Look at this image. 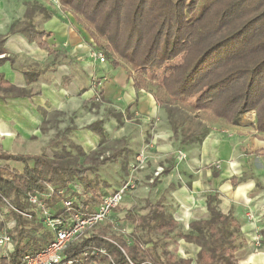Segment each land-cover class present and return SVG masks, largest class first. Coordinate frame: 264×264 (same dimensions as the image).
Returning <instances> with one entry per match:
<instances>
[{"label":"trees","instance_id":"1","mask_svg":"<svg viewBox=\"0 0 264 264\" xmlns=\"http://www.w3.org/2000/svg\"><path fill=\"white\" fill-rule=\"evenodd\" d=\"M59 1L64 9L85 23L95 47L103 52L106 60H111L116 67L122 62L126 65L137 90L153 95L160 108L172 115L179 114V118L171 117L168 121L174 138L180 144L203 143L210 134L208 126L202 122L203 118L238 124L250 112L256 113V130L264 134V0H196L197 9L190 17H185L180 11L178 0ZM26 29L31 41L43 49L48 48L44 39L51 34L29 27ZM5 41L0 36V56L5 54ZM179 59L182 74L174 77L170 84L174 96L170 97L162 85L154 83L156 90L152 89V79L147 80L143 70L153 68L155 63H160L159 60L175 62ZM6 61V58H1L0 66ZM165 73L168 76L167 71ZM25 76L28 84L35 81V75L25 73ZM200 86H204L207 97L202 109L181 100ZM0 91L10 97H32L30 91L16 88L1 75ZM194 112L201 114L192 115ZM117 116L120 120L121 114ZM86 128L101 138L107 136L102 122L92 123ZM107 160L111 161L106 159L100 164ZM2 162L20 163L22 169ZM90 171L89 168L70 165L68 156L58 152L55 160L45 153L0 152V216L8 207L18 233L8 256L0 257V264H26L24 257L27 254L41 251L54 239V232L45 225L42 214L40 220L34 218V212L39 211L30 204V194L46 195L49 186L52 187L54 193L41 198V201L53 217H61L65 215L66 208L59 207L65 200L59 191L67 189L69 199H81L79 194L70 190V186L76 183L83 189L84 205L97 208L105 195H101L102 186L98 181L89 178ZM214 176H218L217 172ZM220 203L218 193L207 195L209 217L191 222V232L185 234L182 225L166 212L164 200L154 202L148 199L146 214L133 217L128 213L136 223L135 229L143 231V236L135 239L134 245H129L121 237L113 238L115 245L100 232H92L69 247L65 255L71 257L84 249L104 248L111 259L99 255L84 258L81 264H130L128 258L134 264H239L237 252L245 244L241 224L232 215H224L220 211ZM74 207L78 208L76 204ZM29 208L33 211L28 212ZM15 209L29 213L32 219L18 214ZM117 211L120 209L115 213ZM27 223L33 227L32 231L42 230L43 234L40 237L28 235ZM157 234L162 238L185 240L197 245L200 250L196 259L183 260L175 254L166 257V252L159 250L162 239H156ZM11 238L15 240L12 235ZM262 238L264 230L260 236L261 243L264 241ZM149 244L151 246H147Z\"/></svg>","mask_w":264,"mask_h":264},{"label":"crops","instance_id":"2","mask_svg":"<svg viewBox=\"0 0 264 264\" xmlns=\"http://www.w3.org/2000/svg\"><path fill=\"white\" fill-rule=\"evenodd\" d=\"M47 7L41 6L34 11L31 21L24 25L25 4L13 8L0 6V36L6 40L5 54L0 59L7 60L0 66V75L16 88L32 94V97L26 98L10 97L6 93L0 96V137L6 138L4 144L10 146L19 135L27 138L38 135L45 112H62L73 115L74 126L87 132L85 136H89V145H94L92 137L99 135L88 130V125L102 122L109 138L122 139L129 136L124 127L130 123L129 120H134V137L127 138L132 141L129 148L134 147V154H139L144 148L153 160L160 161L176 154L179 148L173 131L154 96L135 88L126 66L120 64L116 67L109 59L100 63L94 58L93 53L98 51L96 43L80 18L69 11H51ZM26 25L35 31L51 34L44 39L47 49L29 39ZM12 29L15 30L12 32ZM25 73L35 75V81L28 84ZM106 79L109 81L106 82ZM98 96L101 101H98ZM123 112L130 117L121 116L118 120L117 114ZM220 125L233 133L225 137L212 132L200 149H190L191 153L197 151L200 154L196 160L191 158L198 165L196 168L199 165L208 166L205 176H198L190 190L171 186L170 200L179 206L174 219L189 226L193 221L207 219L206 192L213 190L219 194L220 211L224 215H232L241 224L245 244L237 252L239 264H264V241L259 248L255 245L264 230V185L260 193L255 194L256 175L244 178V171L250 162L234 138L235 131L248 133L253 126L241 127L225 122ZM253 125L256 129V118ZM256 133L259 132L256 130ZM248 137H244L243 141ZM258 142L264 145V139L260 137ZM217 162L221 171L213 169ZM14 165L13 168L22 169L20 163ZM179 167H188L189 172L198 175L193 165L182 164ZM172 172H168L171 181ZM214 172H217V177Z\"/></svg>","mask_w":264,"mask_h":264},{"label":"rangeland","instance_id":"3","mask_svg":"<svg viewBox=\"0 0 264 264\" xmlns=\"http://www.w3.org/2000/svg\"><path fill=\"white\" fill-rule=\"evenodd\" d=\"M178 1L179 9L185 17L192 16L193 12H195L197 9L198 3L196 0H187L186 3H182V0ZM19 4H25L27 7L25 15L26 21H23L24 25L31 21L30 19H32L31 17L33 12L41 6L47 5V8L51 11H69L62 7L59 0H0V6H4L5 8H13V6H18ZM84 27L87 29L85 23ZM180 60L181 59L175 62H164L159 60L158 62L160 63H155L153 68L146 69V71L143 70L147 80H149V76L152 77V80L150 81L154 86H151V88L156 90L155 84L162 85L170 94V97H173L174 92L170 88V84L172 83L174 77L181 76L182 74ZM121 65L126 66L123 62ZM166 71L168 76H166ZM108 81L109 80L106 79V82ZM194 90L195 91L181 98V100L196 106L198 109H202L207 98L205 94V88L204 86H200ZM3 94L5 95V92L0 91V96H3ZM161 109V112L165 115L167 121L170 120L171 117L179 118L178 113L172 115L168 110L163 108ZM191 114L199 115L201 113L194 112ZM72 116L73 115L68 116V114L62 112H56L54 114H48L45 112L43 114V122L38 127L40 129V132L37 133L38 135H33L32 137L28 138L19 135L12 140L10 146H6L4 144L6 138L1 136L0 152L14 154L22 153L24 155H40L45 153V155L51 160L56 159L57 152L66 155L69 158L70 165L91 169L89 172V178L91 180H97L102 186L101 195L114 193L122 187L128 185L129 187L127 196L123 204L119 207L120 211H117V213L113 214L106 224L98 226L93 231L97 233L100 232V234L105 235L106 238L113 239L116 237H121L124 238L129 245H134L135 239H139V237L143 236V231L140 229H135L136 223H134V221L128 217L129 212L133 214V217L134 215H144L147 213L146 202L148 199L154 202L162 199L166 205V212L171 216H175L179 211V206L174 201L170 200V190L172 189L171 186L175 185L177 187H186L190 190L192 188V182L198 176H205L206 174V169L208 166L204 167L199 165L200 167L196 168L198 165L193 163L191 158L196 160L197 158H200V154L197 151L191 153L190 149H200V146L207 138L202 144L196 143L185 146L180 144L179 140L174 138L176 146L179 148L176 154L171 156L169 159H166V161H160L156 158L153 160L152 155L148 154L146 149L144 150L143 148L140 150L139 154H134V147L129 148L131 144L130 142L132 141L131 139L127 138H131L132 135L134 137V120H129L130 123H127V125L124 127L126 128L125 132L127 131L129 134V136L124 137L125 139L122 137V139H118L120 137H116L117 139H114L109 138V136H105V138L94 136L92 137L94 145H89V136H85L87 135V132H84L83 129H78L76 126H74V119ZM121 116L124 118L130 117L126 112L121 113ZM255 118L256 113L250 112L244 115L238 124L233 125L249 127L252 124L253 126L252 129L248 130V133H243L244 131L242 130L235 131L234 138L238 140V148L242 150V152L249 158L250 165L244 171V178L250 177L251 175H256L255 180L257 183V188L254 191L256 194L260 193L261 188L264 185V149L260 150L264 148L262 147L264 145L258 142L259 137L264 139V134L256 133L255 126L253 125ZM202 122L208 126L210 134L212 132H217L221 133L225 137H228L233 133V131H228L226 128L221 127V122L224 123L225 121H212L203 118ZM168 126H170V121H168ZM74 129H76L75 133L73 132ZM147 136L150 135L147 134ZM244 137H248L249 139L246 138L245 141H243ZM242 141L243 143H241ZM257 150L259 151L256 152ZM106 159L111 161L107 160L105 164L101 165L100 163ZM2 164L10 165L12 167L15 166V162H2ZM182 164H184V166H195L198 175L190 171L192 173L191 174L188 171V167H179ZM220 168L221 165L219 162L213 165V169L215 170L219 171ZM167 171L169 173L173 171L172 173L174 175L172 177V181L168 179L169 173ZM206 193V198L209 194H215L213 190L209 193ZM62 206L63 205L60 204L59 207ZM29 211L32 212L33 210L29 208L28 212ZM34 214V218L36 220L41 219L39 217L41 215L40 212H34ZM181 225L185 234H189L191 232L189 225L184 223H181ZM15 227L16 221L13 215L10 214L8 207H6L0 216V235L4 232H8L15 240L12 241V244L10 243V245L6 246L5 248H0V257L5 256V254L9 252L8 250L14 246V243L16 242L15 237L18 235V233L15 232ZM25 227L28 235L31 233L36 237H40L43 234L42 230L32 231L33 227H31V225L28 223L25 225ZM155 238L162 239L159 243V250L161 252L165 251L166 257L175 254L183 260H195L200 250L197 245L185 240L178 239L176 242L174 239L162 238V235L158 234L155 235ZM28 239L29 238L25 239L24 243L27 242ZM144 246H151V244ZM176 246L177 251H175ZM192 264L195 263L193 262Z\"/></svg>","mask_w":264,"mask_h":264},{"label":"built area","instance_id":"4","mask_svg":"<svg viewBox=\"0 0 264 264\" xmlns=\"http://www.w3.org/2000/svg\"><path fill=\"white\" fill-rule=\"evenodd\" d=\"M100 63L106 62V57L102 51L98 50L93 53ZM98 101H101V97L98 96ZM73 185V186H72ZM70 186V190L79 194L78 197L70 198L69 190L64 189L59 191L60 195H63L65 200L63 206L66 208L64 216L53 217L45 204L41 201V198L51 196L54 193V189L49 186L48 194L41 195L39 193H33L29 195V202L34 205L36 209L42 214L45 225L54 232V239L41 251L34 254H27L24 257L26 264H81V261L88 257L105 256L111 259L110 255L104 248H88L82 250L75 256H66L65 251L72 245L78 243L83 238H87L98 226L106 224L110 217L115 214V211L123 204L127 192L128 185L122 187L118 191L107 194L102 197L100 204L96 209H92L90 205L85 206V199L83 195V189L76 183ZM68 198V199H67ZM78 208H75L74 205ZM84 208V210H83ZM18 214L32 219L29 213L21 212L15 209ZM111 243L115 244L113 239L106 238ZM12 241L11 235L8 232H4L0 235V248H5L10 245ZM257 248L262 246L261 239L258 237L255 241ZM8 253L5 254V257ZM130 264H134L129 258ZM96 264V263H94ZM144 264H152L150 262Z\"/></svg>","mask_w":264,"mask_h":264}]
</instances>
